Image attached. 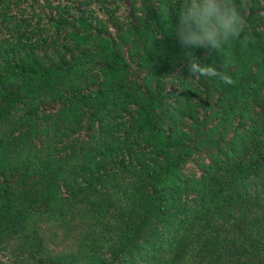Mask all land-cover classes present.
I'll return each mask as SVG.
<instances>
[{
  "label": "trees",
  "instance_id": "1",
  "mask_svg": "<svg viewBox=\"0 0 264 264\" xmlns=\"http://www.w3.org/2000/svg\"><path fill=\"white\" fill-rule=\"evenodd\" d=\"M62 223L85 264H264V0H0V264H79Z\"/></svg>",
  "mask_w": 264,
  "mask_h": 264
},
{
  "label": "rangeland",
  "instance_id": "2",
  "mask_svg": "<svg viewBox=\"0 0 264 264\" xmlns=\"http://www.w3.org/2000/svg\"><path fill=\"white\" fill-rule=\"evenodd\" d=\"M113 143V140L110 136L104 135L99 137L90 147L89 152H94L102 148L103 146L109 145ZM85 158V157H84ZM82 157L79 164L84 165L85 159ZM48 228V227H47ZM49 235L51 233H55L54 240H50L49 243V251L51 252L52 257H68L72 256L75 259V263L85 264L82 255V241L84 237L80 235L79 229L75 228L69 230L65 228L64 223L52 224L49 226V230H47Z\"/></svg>",
  "mask_w": 264,
  "mask_h": 264
}]
</instances>
